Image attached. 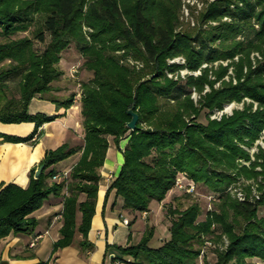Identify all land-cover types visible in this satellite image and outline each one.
Wrapping results in <instances>:
<instances>
[{"label": "trees", "instance_id": "16d2710c", "mask_svg": "<svg viewBox=\"0 0 264 264\" xmlns=\"http://www.w3.org/2000/svg\"><path fill=\"white\" fill-rule=\"evenodd\" d=\"M181 9L182 0H0V122L35 123L28 136L7 135L6 140L38 146L41 125L66 115L74 105L76 92L52 95L61 90L55 82L65 73L60 63L72 43L92 72V78L81 83L85 145L64 143L47 151L31 168L27 187L11 182L0 188L1 240L11 233L33 231L39 223L34 212L50 196H61L66 190L62 237L55 250L72 244L77 231L87 243L111 136L118 146L121 138H128V143L107 198L115 189L130 213L150 211L153 201L166 200L179 177L197 188L204 185L216 197V208L205 219H200L198 202L185 209L172 204L170 237L154 247L155 227L148 226L137 244L114 245L121 259L131 257L132 264H201L203 246L217 225L221 231L216 239L227 243L216 249V264L264 262V216L259 215L264 206V149L259 147L254 160L247 149L264 130V59L255 66L251 59L252 52L264 49V0L212 1L193 32L178 30ZM32 29L34 37H16ZM36 41L45 44L42 51L36 49ZM126 55L143 60V66L122 63ZM180 55L185 64H169L170 58ZM238 55L232 63L235 76L223 80L229 66L214 63ZM182 67L202 70L187 81L200 91L198 102L168 75L169 70ZM211 71L215 78L210 77ZM19 74V88L14 90L9 82ZM220 80L222 85L216 89ZM205 84L212 90L203 94ZM37 95L56 104L54 114L30 113ZM246 97L259 103L256 110L253 103H245L244 109L230 116H210L226 102ZM130 109L139 114L135 130L128 126ZM205 111L208 120L202 122L199 118ZM80 150L82 156L70 176L53 181L58 174L54 166ZM41 165L39 178L36 171ZM241 179L251 181L241 185L243 200L230 190ZM82 194L84 201H80ZM79 211L83 222L77 224ZM203 263L210 261L205 257Z\"/></svg>", "mask_w": 264, "mask_h": 264}, {"label": "crops", "instance_id": "0c3cea01", "mask_svg": "<svg viewBox=\"0 0 264 264\" xmlns=\"http://www.w3.org/2000/svg\"><path fill=\"white\" fill-rule=\"evenodd\" d=\"M63 91L53 92V96H61ZM81 93V92H80ZM77 94L74 105L66 115L41 125V136L38 138V146L32 142H16L6 140V136H28L35 128L34 122L3 123L0 122V188L7 183L17 182L22 187H27L30 181V170L41 162L47 151L56 149L64 143L72 146L85 145V128L81 113V94ZM51 95V96H52ZM49 97V96H48ZM57 106L41 95H37L30 103L29 111L32 114L43 113L52 115ZM110 137V147L104 165L101 168L102 180L96 204V213L93 217L92 226L88 234V242H84V235L77 231L72 244L55 250V243L62 237L65 194L50 196L43 207L34 212L38 219L37 227L22 234L11 233L0 239V264L7 261L9 264H132L131 257L128 261L120 258V251L114 245L125 246L137 244L142 239L146 224H161V214L158 201H153L148 215L143 212L130 213L123 208V199L118 197L113 189L107 198L108 190L113 180L120 172L124 163V153L128 138H121L119 146L114 138ZM82 150L56 164L58 174L67 173L80 160ZM71 160V161H70ZM57 177L62 178L58 175ZM54 177V180H59ZM174 190L169 193L167 200ZM86 195L82 194L80 201H84ZM130 220L129 225L124 224L123 219ZM77 224L82 221V212L77 213ZM41 236V237H40ZM40 237V238H38ZM170 237V233H169ZM168 237V238H169ZM38 238V239H37ZM167 237L161 238L158 246ZM38 240L35 246L31 243ZM108 245L111 247L109 248ZM157 247V246H156Z\"/></svg>", "mask_w": 264, "mask_h": 264}, {"label": "rangeland", "instance_id": "374dc122", "mask_svg": "<svg viewBox=\"0 0 264 264\" xmlns=\"http://www.w3.org/2000/svg\"><path fill=\"white\" fill-rule=\"evenodd\" d=\"M212 1H215V0H182V9H181V14H180L181 23H180L178 30L186 29L187 31L193 32L195 27H197L199 23L201 14ZM224 19L231 20V17H225ZM211 23L214 24L216 22L212 21ZM32 31L33 29L28 32L19 33L16 37H23V36L34 37ZM35 47L37 50L42 51L45 47V44L40 43L39 41H36ZM126 56H127L126 57L127 60L123 59L122 63L128 64L129 62L131 66L133 67L136 66L137 68H141L143 66V63H144L143 60H137L133 58L132 55H126ZM239 56L240 55L236 56L235 59H230V60L226 59V60H221V61L214 63L215 67H218L220 64H223L224 66H229L230 68L229 73L226 75V77L223 80L229 81L230 78H232V76H235V65H232V63L234 61H237L239 59ZM251 59L253 61L252 62L253 66H255L259 61H262L264 59V49L262 51L257 50V51L252 52ZM84 61H85L84 56L82 52L80 51V49H78L75 43H72V45L66 51L63 52L60 67L64 70L65 73L58 82H55L56 85H59V87H61V90L63 91L62 93L63 97L69 96L73 92H76L77 94H79L81 92V83L84 81H88L89 79L92 78V72H90L88 69L84 67ZM168 62L169 64H173V63L185 64L186 59L184 56L180 55V56L170 58ZM203 66L204 67L208 66V63H204ZM74 69H76L77 71L74 72L73 71ZM212 71H211L210 77L215 78L212 74ZM201 73H202V70L200 69L192 70L187 67H182L175 72L170 71V70L168 71L169 77L178 80L183 91L192 92V98H194L195 102H198V99L201 97V93L200 91L197 90L196 87L188 85L187 81H188L189 76L192 75V76L198 77L199 75H201ZM20 80H21L20 74L13 75L11 77V80L9 83L14 90L19 88ZM223 80H220L215 84L216 89L222 85ZM233 80H234V83H237V80L235 77ZM211 90H212L211 86L209 84H205V88L202 93L206 94L207 92H210ZM174 102L175 100L171 99V104H174ZM245 103L246 104L253 103L254 110H256L259 105V103L255 101L254 99H252L251 97H246L243 101L233 100L230 102H226L222 109L216 108V110L212 112L210 116L213 119L215 118L221 119L223 115L225 114L230 116L236 110L244 109ZM199 120L202 122L204 121L207 122L208 116L206 114V111L202 113ZM262 131H263L262 135L260 136L259 139H257L254 146L247 148L249 152L251 153L253 160L255 159V154L259 151V147L261 146L264 149V130ZM111 139L113 138L111 137ZM241 161L240 162L243 164H247V165L251 164L250 161H245L243 159H241ZM70 172L71 170L68 171L67 173H63L62 175L61 173L57 174L55 177L59 178L57 177L58 175L62 176V178H59V180H57V181H61L64 178L63 175H65V177L67 178L70 176ZM250 182L251 181H246L245 179H241L235 185H233V187L241 188L242 184L244 185ZM210 195L211 193L209 189L206 188L204 185H200L196 189V192L191 193L189 195H186V193L183 192V190L181 191L178 187H176V189H174V192L171 194L169 201L166 198V200H164L163 202H159L158 207L161 210L160 214H161L162 221L160 222L161 224L157 225V235L154 236V238L152 239L151 245L156 247L158 246V243L160 242V237L161 238L169 237L168 231L171 225L170 223L171 216L169 213V208L171 207L172 204L175 206L176 205L179 206V208L181 209H185L189 205L193 204L194 202H198L202 208V214L200 216V219H205L207 217L206 214L209 211H214L216 208V205L214 202L213 204L210 203ZM233 195L237 197L236 193L234 192H233ZM152 205L155 206L157 205V203H154ZM259 215L264 216V206L260 207ZM148 226H154L156 228L155 225H152L151 223H147L145 230L147 229ZM213 229L216 231L207 237L206 241H208V244H205V246H203L204 250H206L207 255L203 254L201 256L200 258L201 264H204L203 259L205 257L207 260L210 261V264H216V261H217L216 249L224 247L227 243V239L226 240L223 239V241L216 239V235L219 234V232L221 231L219 226L214 225ZM155 233H156V230H155ZM255 261H256V264L257 262H261L262 264H264L263 261H260L257 259Z\"/></svg>", "mask_w": 264, "mask_h": 264}, {"label": "built area", "instance_id": "2783aa9c", "mask_svg": "<svg viewBox=\"0 0 264 264\" xmlns=\"http://www.w3.org/2000/svg\"><path fill=\"white\" fill-rule=\"evenodd\" d=\"M76 68V67H74ZM74 72H76L77 70L74 69ZM176 187H178L180 190H184L187 191L189 193H194L196 192V185L194 182L192 181H188L186 182L184 177H179L176 181ZM234 188V189H233ZM234 193H236L237 197L241 200L245 199V194L242 191V189L240 187H232L230 188ZM254 194L256 195V197H259V195L257 194V189H254ZM214 200H216V197L214 195H210V203L213 204ZM144 217H146L148 215V211H144L143 212ZM63 217V214L61 215V218ZM124 224L129 225L130 220L128 218L123 219ZM41 237V236H40ZM38 237V238H40ZM37 238V239H38ZM38 240H35L31 243V246H35ZM206 244H208V241H206ZM205 250L202 251V255L204 254ZM201 255V256H202ZM257 264H262L261 262H257Z\"/></svg>", "mask_w": 264, "mask_h": 264}, {"label": "water", "instance_id": "95a60500", "mask_svg": "<svg viewBox=\"0 0 264 264\" xmlns=\"http://www.w3.org/2000/svg\"><path fill=\"white\" fill-rule=\"evenodd\" d=\"M129 114L132 115V120L128 123V126L130 127V129L135 130L138 127V122L139 121V114L137 112H135V110L130 109L129 110ZM44 166L41 165L37 171H36V177L40 178V175L42 173ZM3 264H9L7 261H4Z\"/></svg>", "mask_w": 264, "mask_h": 264}]
</instances>
